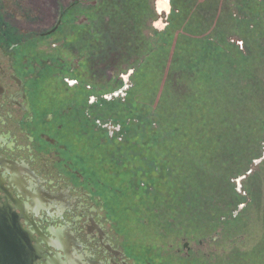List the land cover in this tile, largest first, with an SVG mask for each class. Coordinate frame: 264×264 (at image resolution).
Returning <instances> with one entry per match:
<instances>
[{"label":"rangeland","instance_id":"rangeland-1","mask_svg":"<svg viewBox=\"0 0 264 264\" xmlns=\"http://www.w3.org/2000/svg\"><path fill=\"white\" fill-rule=\"evenodd\" d=\"M59 1L76 5L62 31L47 40H63L57 49L108 96L123 91L107 98L114 139L107 130V145L95 154L127 245L144 242L175 264H264V159L255 163L264 156V0H170L169 12L157 10L158 0H115L121 12L101 0H26L29 26L47 30ZM147 2L156 13L152 26L162 31L155 37L162 56L153 55L165 63L158 69L151 66L158 59L147 56L133 75L139 30L128 16ZM105 9L107 18L96 14ZM88 29L96 35L89 57L77 56ZM233 37L239 40L231 43ZM215 39L223 54L214 49L205 56ZM134 168L135 182L129 180ZM188 241L192 261L181 255Z\"/></svg>","mask_w":264,"mask_h":264},{"label":"flooded vegetation","instance_id":"flooded-vegetation-1","mask_svg":"<svg viewBox=\"0 0 264 264\" xmlns=\"http://www.w3.org/2000/svg\"><path fill=\"white\" fill-rule=\"evenodd\" d=\"M168 1L158 0L159 10L169 12ZM25 2L0 0V205L37 240L35 264H175L144 242L129 247L118 229L95 153L107 145V98L123 91L108 96L57 49L63 40H47L75 2L59 1L58 17L42 31L29 26ZM184 246L192 261V245Z\"/></svg>","mask_w":264,"mask_h":264},{"label":"trees","instance_id":"trees-1","mask_svg":"<svg viewBox=\"0 0 264 264\" xmlns=\"http://www.w3.org/2000/svg\"><path fill=\"white\" fill-rule=\"evenodd\" d=\"M100 1V0H99ZM124 0H122V2H123ZM249 1H253V0H249ZM256 1V0H255ZM257 1H259V2H261L262 0H257ZM100 3L101 4H105V5H107V4H109V6H110V8H111V10H112V7H115V8H118L117 9V11H119V8H120V2L117 4L116 3V1L115 0H101L100 1ZM100 3H99V6H101L100 5ZM122 6V5H121ZM147 7V8H146ZM146 7H136V13H134L133 15H131V16H128V22H130V21H135V23L137 24V26H138V30H139V34L137 35V39L139 40V43H138V47L137 46H135V49L133 50V49H131L132 50V53H134V51H135V54H136V57L135 58H137V62H138V64L135 66V68H133L134 69V71H133V75L137 72V70H138V68H140V66L142 65V64H145L146 62H148V61H145V60H147L148 58H155L154 60H156V59H158V57L155 55L156 53H159L158 55H161L162 54V52H163V50H162V44H161V39H159V38H155L157 35H160L161 33H162V31H159L158 29H155L153 26H152V22H153V19H155L154 17H153V15H156V13H154L155 12V10H154V7L153 6H151V4H149L148 2H147V6ZM137 10H138V12H137ZM174 11L173 12H175V7H174V9H173ZM88 14L90 13L91 14V12L92 11H90V9H88L87 11H86ZM119 12H121V10L119 11ZM148 12V14L149 13H152L151 14V16L149 17V18H147L146 17V25L144 26V22H145V15H146V13ZM253 13V12H252ZM96 14L99 16H101V17H103V16H106L107 15V9H105L104 11H102V13H99V12H96ZM125 16H126V14H124ZM254 15V14H253ZM252 15V16H253ZM133 16H134V18H133ZM236 17H238L239 18V16H237L236 15ZM254 18H255V16H253ZM257 17H259V16H257ZM106 18H107V16H106ZM243 18V17H242ZM241 18V19H242ZM126 20H127V16H126ZM97 23H99L100 24V21L99 20H97ZM134 23V25H136ZM69 24V23H68ZM87 27H89V26H87ZM76 28H79V26H75V27H72V32H70L71 33V35H73V37H74V35L76 34V32H79V30L80 29H78V30H76ZM135 28V27H134ZM89 33L91 34V36H89ZM82 35V33L80 34V36ZM95 33L93 32V30L91 31V29H88V32L87 33H83V38H81L82 39V43L80 44V50H78V52L76 53V54H78V53H81V54H83V55H85L86 57H89V48H90V46H91V44H92V39H95ZM239 36V35H238ZM237 36V38H239ZM78 37V36H77ZM143 37V38H142ZM221 37H222V35H221ZM237 38H232L231 39V43H233V42H235V40L236 41H238L239 39H237ZM136 39V40H137ZM144 39V40H143ZM79 39H74V42L75 41H78ZM72 41V40H71ZM205 42H207V41H205ZM145 43H146V45H145ZM211 43V44H210ZM220 42H218V41H216V39L215 40H209L207 43H206V47H205V56H207V53H209L210 51H214V49L216 50V52L218 53V49H219V51H221L222 52V54H223V51H222V49H223V46H222V44L220 43ZM131 44H133V43H131ZM210 44V45H209ZM144 46H145V48H146V50H144ZM143 49V50H142ZM187 49H191V47L190 46H188L187 47ZM200 50L202 51V49L200 48ZM210 50V51H209ZM80 51V52H79ZM154 51H156V53H154V55H153V52ZM190 52H195V54L194 55H197V56H203V52L202 53H200V54H197V51H190ZM72 53H74L73 51H72ZM211 53V52H210ZM191 54V53H190ZM148 56V57H147ZM162 56V55H161ZM145 57H147V59H145ZM208 57V56H207ZM163 57H160L158 60H156L155 61V63H151V66H153V65H155V64H158L159 65V67H158V69L159 68H161L162 66V63H165V61H164V58L162 59ZM192 58V57H191ZM130 61L132 60V59H129ZM187 60H189V57H188V59ZM221 60V59H220ZM134 61V60H133ZM132 61V62H133ZM222 61V60H221ZM88 62V61H87ZM167 62H168V60H167ZM202 66H204L203 65V63H201V65H200V68H203ZM213 69H214V67H213ZM156 69H152V71H155ZM159 72V71H158ZM225 75V74H224ZM158 76H160V73H158ZM210 82V81H209ZM220 84V83H219ZM130 89V88H129ZM127 94H129V92L127 91ZM226 97H227V95H225ZM224 96V97H225ZM219 98V97H218ZM128 99V98H127ZM126 97L124 98V101L126 102ZM128 106H130V103L129 104H127ZM222 106V105H221ZM208 124V123H207ZM207 125H204L203 127H206ZM209 132H211V131H209ZM209 132H206L207 134H209L210 135V133ZM109 138H110V140L112 141L114 138L113 137H110L109 136ZM128 156V154L125 152L124 153V155H123V157H127ZM254 159L253 160H251V162H250V164L253 166V164H254ZM264 162V160L261 162V163H263ZM250 165V166H251ZM254 168H256V167H253V169ZM138 172H139V170L138 169H136V168H134V171H133V173L132 172H130L129 173V175H132V176H135L136 178H134V177H130V179L129 180H133V179H135L133 182H135L136 181V179L138 178ZM237 178V177H236ZM235 178V179H236ZM149 191H150V188H149ZM238 192V191H237Z\"/></svg>","mask_w":264,"mask_h":264},{"label":"water","instance_id":"water-1","mask_svg":"<svg viewBox=\"0 0 264 264\" xmlns=\"http://www.w3.org/2000/svg\"><path fill=\"white\" fill-rule=\"evenodd\" d=\"M157 10L159 11L158 2ZM264 159L259 158L255 163ZM237 179L239 188L241 179ZM37 240L21 222L17 213L9 205H0V264H35L41 257L42 250Z\"/></svg>","mask_w":264,"mask_h":264},{"label":"bare ground","instance_id":"bare-ground-1","mask_svg":"<svg viewBox=\"0 0 264 264\" xmlns=\"http://www.w3.org/2000/svg\"><path fill=\"white\" fill-rule=\"evenodd\" d=\"M165 2L167 3V5H168V6H170V5L168 4V3H169V1H168V0H167V1L165 0Z\"/></svg>","mask_w":264,"mask_h":264}]
</instances>
